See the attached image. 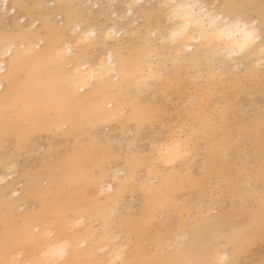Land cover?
Returning <instances> with one entry per match:
<instances>
[{
  "label": "rangeland",
  "instance_id": "374dc122",
  "mask_svg": "<svg viewBox=\"0 0 264 264\" xmlns=\"http://www.w3.org/2000/svg\"><path fill=\"white\" fill-rule=\"evenodd\" d=\"M180 1L0 0V54L14 45L0 55V234L20 227L21 214L84 200L83 247L102 245L106 233L126 245L112 264H224L225 256L264 264V55L259 43L233 55L214 41L169 37L180 22L162 6ZM194 1L264 19V0ZM51 45H69L64 60L43 57ZM110 53L116 72L79 91L90 102L74 134L54 121L68 72L97 67ZM22 55L10 85L11 59ZM92 100L113 117L91 123ZM173 135L183 136L189 155L161 164L153 146ZM106 256L98 250L95 260Z\"/></svg>",
  "mask_w": 264,
  "mask_h": 264
},
{
  "label": "bare ground",
  "instance_id": "6f19581e",
  "mask_svg": "<svg viewBox=\"0 0 264 264\" xmlns=\"http://www.w3.org/2000/svg\"><path fill=\"white\" fill-rule=\"evenodd\" d=\"M173 2L171 0L170 3ZM180 3H186V1L183 0L177 2L176 4H180ZM179 22H180L178 24L179 27L177 26L178 28L174 32L172 31L169 37L172 36L175 40L178 39L179 41H183V43H185L184 41L187 40H191L192 42L194 40L197 41L196 40L197 38L206 41L207 44L214 41L216 43L223 44L225 46V49H228L229 53H232L233 51L239 52L238 48L233 49L227 41L222 42L219 40H215L211 36L201 38L198 31L196 30L189 31L187 34H185L181 31L183 27L182 22L181 21ZM174 33H177L178 35L174 36L173 35ZM173 38L168 40L171 41ZM84 40L86 42V40H88V36H85ZM206 42L204 44H206ZM13 46L14 45H9V47H7L5 51H3V53L0 55L3 56L11 55ZM55 46L56 45H51L48 49V52L43 54V57L48 58L51 55L53 56L54 54L59 60H64L66 53L70 50L69 45L67 46L64 45L65 47L63 46L64 48L62 49H59ZM246 51H250V50H246ZM26 58H28L26 55H22V56H15L11 59V69L8 75L6 76V81L10 85L14 84L15 81L18 80L19 71L22 68V61L23 59ZM106 59H107L106 62L99 63L97 67H91L89 63H85V64H81V66H76L72 72H68L69 79L66 78L68 80L67 82L68 84L65 88V95L63 97V101L62 100L59 101L55 106L54 121L55 122L59 121L60 125L62 123L63 124L67 123L69 129H71V132L74 134H78L81 131L78 115L83 111L86 104L90 102L89 99H81L79 95V91H85L88 88V86L91 83H93L96 79H98L99 84L102 83V79L104 78L105 75H107L108 73L110 74L111 72H116V65L114 64V57L112 53H110V55ZM0 67L1 68L5 67L4 61L0 60ZM124 72L126 74L125 75L126 77L130 75V72L127 71L126 69H124ZM1 79L3 80V78ZM3 89H4V85L0 81V91H2ZM117 101L118 100L116 97L110 98L108 102L109 107L113 106V104H117ZM91 102H93V106H92L93 111L91 113V116L89 117L91 123H93L94 121L113 117L112 112L101 110L100 102L94 100H92ZM1 104H3V102ZM116 106L118 107L119 105ZM89 118L83 116V120ZM54 121H52L49 118H44V123L47 126H51L52 124H54ZM169 155H171L170 156L171 158L174 157V154H169ZM90 163H91V159H88L84 163V165L80 167L81 169L79 171L82 172L83 169L86 166L88 167ZM75 177L77 178L78 176L76 175ZM69 181L72 185H74L72 174L69 176ZM108 187L109 189H112L111 185ZM57 192L61 193L60 189ZM16 195L18 196L19 193H16ZM68 196L69 195H67L66 197ZM86 210H87V206L84 203V200H81L78 205L72 203L71 201L65 205L64 203L61 202L60 199L58 201H54V205L49 204L48 208H46L45 211L27 212L21 214L19 217L21 218L20 227H15L13 225H10L7 227L5 233L0 234V254L3 255L4 257V258L2 257L3 259L0 258L1 260L0 264H49L50 261L61 258L59 255L60 252L59 246L61 244L64 245V249H65V254L63 255L62 258L65 261L69 262V264H112L115 263V261L117 260L119 261L122 260L123 255L125 254L126 245L124 244L125 246L123 245L124 246L123 247L121 244L120 245L116 244L119 243L116 242L117 237L111 233H106L105 236L102 237V241L104 242L102 245L98 246L96 244L90 246L89 248L86 247L91 250H86L83 247V244L86 243L87 241H86V237L81 235V233H85L87 231L86 229H83V231L77 229L81 225H83L85 221V218L84 220H82L83 218L78 216V214L83 215L84 212H86ZM71 212H72V217L69 214ZM38 220L44 221L43 226L37 223ZM38 225H40L42 229H38L36 234L30 235L28 231L32 229H36ZM30 241H31V247L30 248L26 247V245ZM53 249H55L57 253V255L55 256L52 255ZM98 250L99 252L107 251L106 259L102 261L95 260V256ZM31 256L35 258L33 263L31 260L24 261L25 258L31 259ZM125 257L128 258V256L126 255ZM130 264H139V263H135V261H133L130 262Z\"/></svg>",
  "mask_w": 264,
  "mask_h": 264
},
{
  "label": "snow or ice",
  "instance_id": "6c2138e0",
  "mask_svg": "<svg viewBox=\"0 0 264 264\" xmlns=\"http://www.w3.org/2000/svg\"><path fill=\"white\" fill-rule=\"evenodd\" d=\"M170 10L169 20H179L182 22V32L187 34L189 31H198L201 38L207 36L215 40L227 41L233 48L239 49V52L253 49L259 43L261 54L264 55V19L256 21L254 18L246 17L242 14H225L218 11L220 6L208 5L199 2H189L162 6ZM225 8L233 6L225 5ZM264 15V12H262ZM259 24V27L257 26ZM178 35L177 33L173 34ZM228 51V49H226ZM231 54H238L233 51ZM190 145L183 139V136H171L167 142L154 144L153 154L158 157L161 164L175 166L189 155ZM169 154H174V159H167ZM60 259L50 261L49 264H69L62 257L65 254L64 245L61 244ZM52 255H57L55 249ZM156 264H209V262L199 260H168L158 261ZM224 264H237L230 261L225 256Z\"/></svg>",
  "mask_w": 264,
  "mask_h": 264
}]
</instances>
